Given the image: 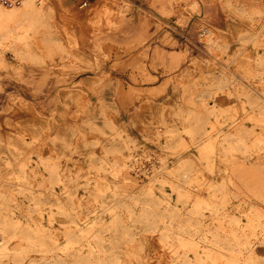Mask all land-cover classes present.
<instances>
[{
	"label": "rangeland",
	"instance_id": "obj_1",
	"mask_svg": "<svg viewBox=\"0 0 264 264\" xmlns=\"http://www.w3.org/2000/svg\"><path fill=\"white\" fill-rule=\"evenodd\" d=\"M81 1L54 0L52 29L23 16L47 0L0 4V264H264V199L230 178L244 161L264 167L263 138H228V122L242 123L244 110L226 76H182L203 71L195 66L208 63V51L222 56L213 31L226 23L216 0H109L120 12L94 0L105 13ZM114 21L90 36V26L93 35ZM69 23L81 25L83 45L68 47L92 57L91 70H76V57L54 61V45L42 43L61 39L59 26ZM221 61L207 68L225 67ZM81 75L102 77L95 90L132 140L115 125L79 124L74 105L66 124L54 125L9 100L19 94L49 118ZM214 208L217 232H206L198 219Z\"/></svg>",
	"mask_w": 264,
	"mask_h": 264
},
{
	"label": "crops",
	"instance_id": "obj_2",
	"mask_svg": "<svg viewBox=\"0 0 264 264\" xmlns=\"http://www.w3.org/2000/svg\"><path fill=\"white\" fill-rule=\"evenodd\" d=\"M47 1L48 5L43 10L31 8L30 10L25 11V15H23L25 17L28 16L29 18H41V20L35 24V28L52 29L54 27L53 20L56 17L54 10L55 2L54 0ZM87 3L96 11L101 9V1L94 2V0H92L87 1ZM112 3L118 4V0H112ZM216 3L225 15L224 20L226 23L224 28L217 29L216 31L212 30L215 33V47L217 50L222 51V56L214 58L213 53L208 51V54L211 57L208 63H196L197 65L195 66L196 70L202 69L203 71L199 74H193L191 71H187L183 73L182 76L193 75L194 77H202L207 75L212 78H217L223 75L226 76L228 78L226 86L227 93H232L234 103L237 105L238 109L240 110L242 106L244 110L242 112L244 119L242 123L239 120L237 122H228V138H232V142H235L236 140H243L247 142L248 140L244 137H233V133L239 132L241 134L246 131H256L264 141V88H261V86L254 88V86H252V84L256 85L258 83L264 86V0H216ZM108 5L113 11L120 12L119 7L115 8L109 4V0ZM66 8L69 10L72 9L70 1L66 4ZM85 17L86 16L83 18ZM156 18L158 20L162 19L158 17ZM115 21L109 28L106 27L105 23L104 26H98V28L105 30L93 32V35H91L90 26V36L94 37L100 32H107L108 30H111L117 24ZM60 27V31L62 32L61 39L58 40L56 38H50L49 41L47 38L42 39V43H51L54 45V54H52L51 57L54 61L58 59L60 62L68 56L76 57V59L79 60V63L76 65V70H91L93 68V64L91 63L92 57L88 59L84 54V51L76 52L74 49H70L68 47V41L72 43L78 41L80 45H83L81 37L83 31H81V34L80 31H76V29L81 30V25H78L76 29L72 23L61 24L59 28ZM64 29H67L69 36L63 35ZM232 42L236 43V45L233 48H230V44ZM35 58H37V54ZM221 60L226 62H223L222 64V66L225 67L219 69L207 68L210 64H213L212 61L222 62ZM32 63L39 65L44 64L37 61ZM6 66L15 68V66L7 62L3 67ZM203 73L206 74L204 75ZM101 80L102 77L98 75H81L78 81L70 88H63L59 94L57 107L56 109H53L49 118L37 113L33 105H31L28 100L19 94L11 95L9 100L12 103L32 112L29 118L33 117L34 121H51L54 122V125L60 122H62V124H66V122H64L61 118L69 112L70 105H74L77 107L76 115L79 116V124L95 126H107L111 124L116 126L115 122L109 117L107 111V109L110 108L109 103L100 93V90H95L96 86L101 83ZM88 91L94 92V99H86ZM216 91L217 90L215 88H211V92ZM211 102L212 103L210 105L213 106L214 102ZM138 118L139 116L137 112L135 119H133V124H135V122L137 123ZM255 124H259V126L255 127ZM116 128H118L121 135L125 134L128 140H132L124 127L121 126L120 128L116 126ZM63 131L65 132L68 130L63 129ZM104 131L107 132L105 129ZM75 132L76 130H73V133ZM231 134L232 136H230ZM54 136V142L67 140L65 137L57 135ZM71 139L72 137L69 138V140ZM60 148H62L61 144H57V146L54 145V155H57ZM260 164L261 163L256 164L251 161H244L242 164L235 166L230 178L235 188H239V186L240 188L243 187L252 192L254 196L264 199V167H261ZM59 167L62 168L60 165ZM220 172L222 173V171ZM217 179L218 177L215 175L214 179L212 177L211 180L215 183L217 182ZM236 180L242 182V184L236 185ZM232 192L234 194L233 198H235L237 193L234 190H232ZM247 205L250 206V208L254 207V209L255 207L260 209L262 208L256 202L248 203ZM262 209L264 211V208ZM207 211L209 214L205 215L204 212L198 219V222H200L201 226L206 227V232H217L216 222L219 219L218 209L214 208ZM202 232H204V230Z\"/></svg>",
	"mask_w": 264,
	"mask_h": 264
},
{
	"label": "built area",
	"instance_id": "obj_3",
	"mask_svg": "<svg viewBox=\"0 0 264 264\" xmlns=\"http://www.w3.org/2000/svg\"><path fill=\"white\" fill-rule=\"evenodd\" d=\"M22 1L23 0H0V3L4 6L11 7V6H15V5H20ZM87 1H91V0H83L80 3V5L86 6Z\"/></svg>",
	"mask_w": 264,
	"mask_h": 264
},
{
	"label": "bare ground",
	"instance_id": "obj_4",
	"mask_svg": "<svg viewBox=\"0 0 264 264\" xmlns=\"http://www.w3.org/2000/svg\"><path fill=\"white\" fill-rule=\"evenodd\" d=\"M26 0H23L22 2H21V4H23L24 2H25ZM82 2V1H81ZM1 4V3H0ZM2 5V4H1ZM4 6V5H3ZM22 6V5H21ZM86 6H88V3L86 4ZM86 6H81L80 5V8H82V7H86ZM7 7V6H6ZM12 8H15V7H20V5L18 6V5H15V6H11ZM101 11V13L102 12H106L107 10L106 9H103V10H100ZM10 14V13H9ZM6 15H8V14H6ZM0 16H4V14L2 13V11H0Z\"/></svg>",
	"mask_w": 264,
	"mask_h": 264
}]
</instances>
